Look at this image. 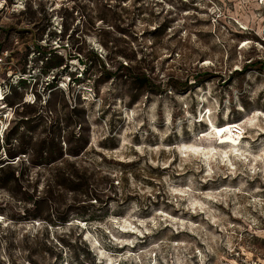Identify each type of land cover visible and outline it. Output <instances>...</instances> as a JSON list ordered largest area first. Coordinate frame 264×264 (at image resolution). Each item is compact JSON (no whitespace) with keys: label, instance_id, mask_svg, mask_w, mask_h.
I'll list each match as a JSON object with an SVG mask.
<instances>
[{"label":"rangeland","instance_id":"1","mask_svg":"<svg viewBox=\"0 0 264 264\" xmlns=\"http://www.w3.org/2000/svg\"><path fill=\"white\" fill-rule=\"evenodd\" d=\"M0 54V142L64 150L0 172V264H264L258 0H0Z\"/></svg>","mask_w":264,"mask_h":264},{"label":"trees","instance_id":"2","mask_svg":"<svg viewBox=\"0 0 264 264\" xmlns=\"http://www.w3.org/2000/svg\"><path fill=\"white\" fill-rule=\"evenodd\" d=\"M53 53L54 50L50 49L49 51H45V53ZM78 108L77 107H73L72 109H70V113H73L74 115L77 114ZM74 116L71 115L70 116V120H73ZM82 126L79 127V129H81ZM86 140H85V136L83 134V132H81V130L76 131L75 129H72L68 132V136H67V154H70L72 156H76L78 154H80V152L83 150V148L86 147ZM41 147L38 150H29L27 148H24V146H20L17 148H12V146L10 145V139L9 137H6L5 140H3L2 142H0V152H2V148L5 151V157L8 158L7 159V163H2L0 164V172H2L6 167L10 169L9 175L7 178H4L5 181L11 180V181H17L20 179V177L22 175H24L23 172H18L16 171V169L13 168L14 163H12V161L17 160L21 162V164L25 167V168H30V166H40V165H48V164H52L55 161L62 159L61 161H63L64 159V150H63V146H60L59 151L55 152L54 150L47 148L45 144V142L43 141L41 143ZM47 148V149H46ZM23 154V155H22ZM29 155V157H28ZM4 157V158H5ZM17 157V158H16ZM28 157V158H27ZM3 159V158H2ZM2 159H0V161H2ZM71 172L69 173H60L58 175H56V177L58 179H60V183L65 185V184H69V185H78L79 183L76 182V179L80 178L79 173L77 172V169L75 168V166L72 164L71 165ZM82 178H84L82 176ZM43 199L40 200V198H38V200L35 201V204L42 202Z\"/></svg>","mask_w":264,"mask_h":264},{"label":"bare ground","instance_id":"3","mask_svg":"<svg viewBox=\"0 0 264 264\" xmlns=\"http://www.w3.org/2000/svg\"><path fill=\"white\" fill-rule=\"evenodd\" d=\"M248 42L249 41H246L244 44L246 45ZM245 45H242V46H245ZM257 113L260 115H264V113L262 112H257ZM236 127H237V124L233 122H229V121L223 124H220V125H217L216 123L211 121L209 123L208 129L205 131L206 133H204V136L205 135L215 136L216 138H218L219 143H225L226 147L222 149L221 156L226 157V155H228L229 153L231 154L239 153V152H236V147L239 145L237 143L239 139L242 137L241 135L242 131L240 130V132H237L235 130ZM229 141L231 142L228 143ZM258 159H262V158L259 157V155H256L254 160H258ZM107 262L108 264H112L111 260H107Z\"/></svg>","mask_w":264,"mask_h":264},{"label":"built area","instance_id":"4","mask_svg":"<svg viewBox=\"0 0 264 264\" xmlns=\"http://www.w3.org/2000/svg\"><path fill=\"white\" fill-rule=\"evenodd\" d=\"M258 2H259L260 4H263V5H264V0H258ZM2 60H3V58H2V55L0 54V62H2ZM235 130H236L237 132H240V130H239L238 127H236Z\"/></svg>","mask_w":264,"mask_h":264}]
</instances>
